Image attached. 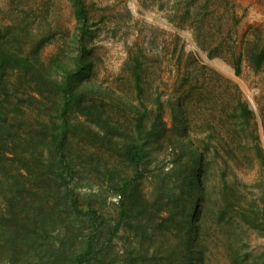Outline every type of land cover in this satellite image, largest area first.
I'll return each mask as SVG.
<instances>
[{"label":"rangeland","instance_id":"1","mask_svg":"<svg viewBox=\"0 0 264 264\" xmlns=\"http://www.w3.org/2000/svg\"><path fill=\"white\" fill-rule=\"evenodd\" d=\"M81 2L83 22L73 0H0L3 39L26 60L6 66L0 92V229L16 227L25 237L35 230L37 240L35 248L19 243L25 250L16 257L19 264H48L38 249L51 254L61 242L76 254L96 235L82 214L57 226L62 219L56 217L65 214L60 181L46 171L54 152L51 131L62 121L60 87L67 80L80 99L66 114L70 128L64 149L74 168L69 184L83 210L92 206L105 224L115 225L119 186L135 178L123 149L134 139L139 110L145 114L143 127L153 125L156 117L164 124L156 129L155 142H149L136 178L139 199L157 201L142 224L153 227L151 220L160 221L173 208L175 222L162 228L163 257L169 256L166 246L182 245L185 213L177 202V176L168 169L181 153L175 144L184 140L205 159L196 220L202 256L191 264H233V249L242 264H261L264 0ZM240 104L247 105L251 117L242 116ZM180 160L185 163L186 155ZM163 184L173 189L169 200L167 192L156 191ZM39 200L43 211L54 210L50 219L56 220L42 229L31 219ZM10 201L17 210L10 212ZM19 204L24 205L21 212ZM133 224L112 236L102 257L95 254L105 239L100 236L88 264H123L127 258L141 264L138 244L153 249L155 236L146 238L152 228L144 237L136 234L129 228ZM177 260L170 257L172 264Z\"/></svg>","mask_w":264,"mask_h":264},{"label":"trees","instance_id":"2","mask_svg":"<svg viewBox=\"0 0 264 264\" xmlns=\"http://www.w3.org/2000/svg\"><path fill=\"white\" fill-rule=\"evenodd\" d=\"M75 7V15L79 21H85V11L83 8V4L81 0H73ZM262 56L258 58L257 64L262 61ZM26 64V60L24 58L19 57V53L15 50L14 45H7L3 39V32L0 28V92L4 90L2 84V74L8 64ZM85 61L82 62V66H85ZM135 82H139L140 77L137 73H134ZM74 84L67 80L63 85H61L60 90L64 95V102L62 107V121L58 128H53L51 131V144L54 147V152H50L51 155L49 164L47 165L46 171L58 178L60 182L57 187V191L61 193V204L64 206V216L56 217L57 219H62L59 225H64L68 219L77 217V215H84L85 221L91 225L95 234L92 238H90L84 247L76 254L73 253L71 247H67L64 242H61L57 247L52 249L51 254L47 253V251L39 248L41 251V258L47 257L48 264H88L90 260L94 256V248L95 242L98 241L99 237L102 235L105 237L101 243V247L98 249V252L95 254H100L99 256H104L106 251L109 250L108 244L111 241L112 236L125 224H130L135 221V224L129 225V228L135 230L136 234H142L143 237L148 234V228H152L153 233L149 234L146 238L149 240H154L153 236H155V241H153V249L149 250V247H145L146 245L143 243L138 244V255L143 260L141 264H146L145 255L151 252L152 259L148 264H172L170 261V257L176 255L178 260L177 264H191L192 260L201 261V248L197 245L198 241V232L197 230V216L201 207V200L204 195V185L202 181V173L205 168V159L204 153L195 149L190 143L187 141L181 140L177 142L175 145L181 149V153L178 154L173 159V165L170 169H168V174H174L177 176L178 180V189L180 191L177 202L180 204L181 210L185 213L183 216L180 225L184 228L182 245H169L165 247V252L169 253L168 257H163L162 249L163 243L161 240H165L162 228H164L168 224L171 225L175 222V218L172 215L173 208L168 210V216L161 219L160 221H150V226L147 227V223L142 224V219L144 217V213H148L149 210L157 204V201L154 199L152 203H148V201L140 200V191L137 185V175L142 168L144 159L147 155V146L149 142H155V133L157 128L163 127V123L159 120V117H156L153 122V125L149 127H143V120L145 118V114L143 112L140 113L137 110L135 113L137 115V120L134 127V139L130 138L128 143L124 146L123 154L126 161L133 168L135 173V178L132 180H126L122 182L119 186L117 194L120 197V201L118 204V213L117 220L115 225L111 228L107 224H105L103 217H101L97 211L93 209L92 206L88 207L86 210H83L78 201V197L74 189L70 186L69 180L74 173V168L69 165L66 158V151L64 149V142L66 141L67 132L70 128V124L67 118V113L71 109L74 104L79 103L80 95L75 92ZM0 102V116L2 117V107ZM239 109L242 112V116L246 119L251 117V112L248 110L247 105L240 104ZM1 131L0 128V145H1ZM35 153L39 151L34 148ZM40 155V153H38ZM186 155V162L183 163L180 159ZM179 156V157H178ZM180 158V159H178ZM1 164V163H0ZM173 189H169L166 184L157 188V192H167V199L173 196ZM134 195V196H133ZM133 196V197H132ZM10 212L11 210H17L13 202H9ZM24 205L19 204V212L23 211ZM9 212V211H8ZM28 212V210L26 211ZM38 212V214H37ZM37 212L32 213V220L34 222H40L39 228H44V226L54 224V219L52 216L54 215V210L50 212L43 211L42 209V201L39 200L37 206ZM57 216V215H56ZM14 224L18 225L19 223V215L14 219ZM52 226V225H51ZM147 227V228H146ZM156 231V233H155ZM19 234L22 232L19 231V228H9V229H0V264H19V259L16 258L20 255V253L25 250L19 249V243L25 246H33L35 248L36 241L33 237L35 236V230L31 233V237H25L23 235L22 241L19 238ZM96 238V239H95ZM152 246V245H151ZM233 249V264H242L240 261L241 258L238 255L237 251ZM133 253V252H132ZM25 255V253H24ZM7 259V260H6ZM67 260V261H66ZM129 258L125 259L123 264H130ZM261 264H264V257L261 259ZM25 264H32L29 261H26Z\"/></svg>","mask_w":264,"mask_h":264}]
</instances>
